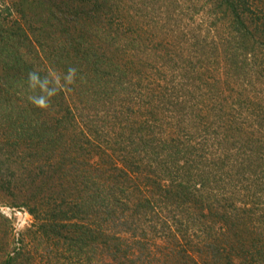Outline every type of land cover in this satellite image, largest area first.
<instances>
[{
    "label": "trees",
    "instance_id": "trees-1",
    "mask_svg": "<svg viewBox=\"0 0 264 264\" xmlns=\"http://www.w3.org/2000/svg\"><path fill=\"white\" fill-rule=\"evenodd\" d=\"M13 6L31 33L0 26V113L21 172L0 186L26 189L39 242L77 264H264V0ZM69 68L30 101L29 73Z\"/></svg>",
    "mask_w": 264,
    "mask_h": 264
},
{
    "label": "rangeland",
    "instance_id": "rangeland-1",
    "mask_svg": "<svg viewBox=\"0 0 264 264\" xmlns=\"http://www.w3.org/2000/svg\"><path fill=\"white\" fill-rule=\"evenodd\" d=\"M16 1L17 0H0V26L6 29L8 26H14L13 22L17 21L21 28L30 35L31 31L13 6ZM252 7L256 8L255 6ZM161 15V19H164L165 15ZM21 50H24V46H22ZM40 59V61L43 62V59ZM35 62L37 63L38 61ZM2 66L3 65L0 64V67ZM4 119L5 117L0 113V183L5 181L7 177L17 179L21 172V169L18 170L15 168L16 165H13L18 159H14L13 166L11 165L10 168L7 167L6 169L7 165L4 164V162L6 163V161H4L6 155L4 154L8 150V147L4 146L6 140H8L4 137V130L6 129H4L6 125L2 123ZM9 130L11 129L9 128ZM18 186V184H10L8 186L9 190L2 189L0 186V217L2 216L0 218V264H3L2 260L6 258L7 253L12 252L16 248H21L23 252L22 257H29L34 264H77L74 257H68L67 259L61 258L59 253L61 249L59 246H55L53 241H48L46 237H43V239L40 240L41 242H39L40 236L37 234V223L40 218L43 217V214L39 211V217L37 219L29 213L27 206L23 203L25 200L23 195H25L26 189L22 186V188H19ZM153 240L154 242H160L161 239L156 237ZM41 243L44 244L41 245ZM46 243H48L51 249L49 252L46 248L42 247L46 245ZM56 249L57 254H55ZM55 255L56 257H54ZM67 255L68 252L66 256ZM22 259L23 258L20 260ZM81 261L85 264H89L88 261L85 260V256L82 257ZM93 261V264L99 263V260L93 259Z\"/></svg>",
    "mask_w": 264,
    "mask_h": 264
},
{
    "label": "clouds",
    "instance_id": "clouds-1",
    "mask_svg": "<svg viewBox=\"0 0 264 264\" xmlns=\"http://www.w3.org/2000/svg\"><path fill=\"white\" fill-rule=\"evenodd\" d=\"M76 70L69 68L66 75L63 77L55 76L53 78L41 79L36 72L29 73V87L38 94L29 97L30 101L38 107L46 108L49 106L51 98L57 94L61 87L70 85L75 78Z\"/></svg>",
    "mask_w": 264,
    "mask_h": 264
}]
</instances>
